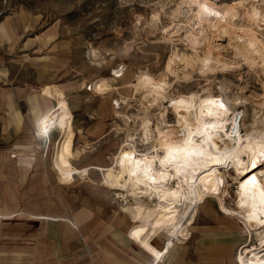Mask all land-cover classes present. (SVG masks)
<instances>
[{
    "label": "rangeland",
    "instance_id": "374dc122",
    "mask_svg": "<svg viewBox=\"0 0 264 264\" xmlns=\"http://www.w3.org/2000/svg\"><path fill=\"white\" fill-rule=\"evenodd\" d=\"M204 1L224 16L239 4ZM180 4L0 0V264H125L129 255L151 260L149 249L136 242L142 226L125 211L133 201L128 188L134 177L120 162L122 152L132 154L139 166L146 164L148 153L166 155L184 130L169 131L180 136L172 142L161 139L166 128L160 112L171 123L189 116L197 127L200 99L240 96L243 102L235 109L243 129L251 127L264 105V68L238 51L240 40L230 30L207 32L202 44L191 39L188 26L178 29L192 17L185 13L187 5L182 14H173ZM243 10L236 22L250 23L252 36L264 46V20L258 27ZM211 43L214 55L206 51ZM114 70L124 75L114 78ZM148 76L170 80L163 102L150 104L152 97H144L140 82ZM107 80L110 89L103 93ZM61 99L67 114L59 111ZM147 107L153 124L149 142L142 125ZM210 131L207 135L220 143L230 141L223 130ZM64 132L70 134L72 149L60 171L54 161ZM195 132L193 139L201 140L203 135ZM259 169L264 167L250 171L256 175ZM220 171L218 197L205 198L191 235L175 239L159 264H236L244 244L257 242L241 217L219 209V201L235 207L239 185L234 168ZM168 239L164 232L150 248L160 249ZM122 243L128 246L125 259Z\"/></svg>",
    "mask_w": 264,
    "mask_h": 264
},
{
    "label": "bare ground",
    "instance_id": "6f19581e",
    "mask_svg": "<svg viewBox=\"0 0 264 264\" xmlns=\"http://www.w3.org/2000/svg\"><path fill=\"white\" fill-rule=\"evenodd\" d=\"M255 1L256 3L252 1L251 6L246 7L248 0H239V4L224 16L217 7L208 6L204 0H182V4L173 11V14L175 17L182 14V6L187 5L188 9L185 13L192 17L187 18L188 24H179L178 29L188 26L186 32L189 37L196 39L199 44L203 43V35L207 32L211 31L213 34L215 32L228 33V30L231 33L235 32L237 39L240 40L237 45L238 51L246 54L253 63L260 62V66L264 68V46L260 40L252 36L253 28L248 27L250 23L245 27L236 22L241 13L240 9L243 8V13L259 27V22L264 20L262 8L264 0ZM213 47L212 44L206 48L208 54L214 55ZM123 75L124 73L120 70H114V78ZM110 82L107 80L102 85L103 93L109 91ZM169 82L165 78L148 76L140 82V89L144 91L146 99L148 96L152 97V100H149L150 104L159 103L163 102L167 96ZM224 86L221 85V88L226 92L227 87ZM213 101L215 103H211ZM242 102L240 96L230 99L227 95L221 100H198L195 105L197 127H194L189 116H185L179 122L171 123L164 119L165 113L160 112V123L166 128L160 133L161 139L172 142L173 138L179 136L176 132L170 133L172 129L181 127L184 130L182 137L176 143H172L170 151L164 156L148 153L147 162L143 166L137 165L138 160L132 154L122 152L120 162L126 174L134 177L132 187L128 188L133 201L127 203L125 211L128 212L133 222L140 224L143 228L142 233L137 237V244L142 249H148L159 236L164 235V232L169 236L168 244L162 247L158 256H154L155 262L164 258L175 239L188 238L191 235L190 227L194 223L198 206L204 203L206 197L218 195L223 185L220 169L231 167L235 169V179L239 180L235 192V207H230L231 205L228 206L219 200L218 207L227 215L241 217L240 222L248 228L251 235L249 237L251 239L255 237L257 240L255 244L251 242L244 244L235 255V262L236 264H264V196H261L259 192L248 193L247 189H242L240 185L243 178L239 175L252 170L253 162L257 164V168L263 162L264 105L260 104V110L255 113L252 123L250 122L251 127L243 129L242 115L239 117V112L235 109ZM116 103L119 109V102L116 101ZM221 103L224 105L223 108L219 106ZM146 110L142 121L143 139L149 142L152 137L153 124L148 115V107ZM199 126L202 127L199 128ZM212 128L223 130L225 137L230 141L220 143V140L207 135ZM195 129L201 135L206 136L195 141L193 139L197 134ZM70 140L69 133H62L54 161L60 171H63L64 164L69 160ZM131 140L135 138L131 136ZM256 176L260 185L264 186V169H259ZM118 184L120 187H125L121 183ZM145 196L149 199H144ZM252 233L256 236H252Z\"/></svg>",
    "mask_w": 264,
    "mask_h": 264
},
{
    "label": "snow or ice",
    "instance_id": "6c2138e0",
    "mask_svg": "<svg viewBox=\"0 0 264 264\" xmlns=\"http://www.w3.org/2000/svg\"><path fill=\"white\" fill-rule=\"evenodd\" d=\"M211 103H215V102L213 101ZM219 106L221 108L224 107L223 103H221ZM209 115H211V113H209ZM161 163H163V161H161ZM260 167H264V162L260 164ZM251 168L255 170L257 168V164L253 162L251 164ZM239 175H241V177L243 178V182L240 185L242 189H247L248 193L259 192L261 196H264V186L260 185V182L258 181L254 171H249L247 173H240Z\"/></svg>",
    "mask_w": 264,
    "mask_h": 264
},
{
    "label": "crops",
    "instance_id": "0c3cea01",
    "mask_svg": "<svg viewBox=\"0 0 264 264\" xmlns=\"http://www.w3.org/2000/svg\"><path fill=\"white\" fill-rule=\"evenodd\" d=\"M66 106H67V102H66V100H64V99H61V100H59V111H65L66 112V114H67V112H68V110H67V108H66ZM71 147H70V153H71ZM75 153H76V150H75ZM77 154V153H76ZM40 219H42V218H40ZM52 220V219H51ZM55 221H64V220H55ZM77 223V222H76ZM78 224V223H77ZM143 230V229H142ZM141 234V233H140ZM166 244V243H165ZM164 244V245H165ZM122 245V248H123V258L125 259L127 256V254L125 253V251L127 250V248H128V246L127 245H125V244H121ZM163 245V246H164ZM149 249V252H147L149 255H151L152 256V259L151 260H148V261H145V262H143V261H137L136 260V258H132L130 255H129V257H128V259H127V261H126V263L125 264H129V263H131V264H149L150 262H152L153 261V259H154V256L156 257V256H158L159 254H160V252H161V250H162V248H160V249H155V248H148ZM11 261H13V257H14V255L13 254H11ZM2 261L0 260V263H1ZM150 264H154V261L152 262V263H150ZM157 264H159V262L157 263ZM160 264H161V262H160Z\"/></svg>",
    "mask_w": 264,
    "mask_h": 264
},
{
    "label": "built area",
    "instance_id": "2783aa9c",
    "mask_svg": "<svg viewBox=\"0 0 264 264\" xmlns=\"http://www.w3.org/2000/svg\"><path fill=\"white\" fill-rule=\"evenodd\" d=\"M241 115H239V117H240Z\"/></svg>",
    "mask_w": 264,
    "mask_h": 264
}]
</instances>
